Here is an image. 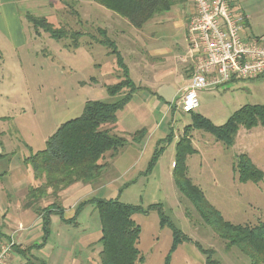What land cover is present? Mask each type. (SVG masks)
I'll list each match as a JSON object with an SVG mask.
<instances>
[{"label":"rangeland","instance_id":"rangeland-1","mask_svg":"<svg viewBox=\"0 0 264 264\" xmlns=\"http://www.w3.org/2000/svg\"><path fill=\"white\" fill-rule=\"evenodd\" d=\"M171 1L168 11L155 14L139 29L146 36L153 35L154 42L167 48L168 58L176 56L178 45L185 43L186 23L193 9L192 0ZM92 3L56 0L55 15L46 17L55 28L65 26L68 35L75 30L83 32L80 42L89 53L77 51L71 56L65 47L71 46L70 37L49 40L51 36L43 27L35 28L26 20L29 26L26 36H36L34 32H38L39 42L36 44L33 38L27 40L28 44L17 56L6 51L5 60L0 61V238L13 236L16 246L25 253L15 250V263L98 264L101 249L98 244L101 236L99 216L93 201L81 204L84 199L95 197L139 205L146 211L132 216L140 226L136 246L143 257L142 262L136 264H207V257L216 264H249L238 247H226L225 240L204 222L192 202L176 188L172 164L175 143L193 113L221 125L245 104H264V75L235 79L212 91H199L198 107L188 114L179 109L181 95H173L179 82L174 65L179 64L163 59V67L157 70L166 101L150 107V118L143 125H137L135 131L142 130L135 139H130L134 146L126 144L118 156L108 158L109 165L94 181L69 186L57 199L47 196L29 207L25 205L32 174L24 158L44 148L47 137L61 123L79 116L86 100L114 99L100 84V58L108 63L114 56L95 42L100 33L92 28L93 18L87 17L95 8L94 15L98 18L94 20L98 24L100 9L120 16L95 1ZM232 3L246 17L241 35L250 38L264 35V0H232ZM43 10L34 12L41 14ZM78 10L85 15L83 18L77 14ZM57 20L60 26L53 23ZM125 35L128 34L125 32ZM54 44L60 52L52 48ZM40 45L42 50L37 51L35 47ZM118 47L124 53L122 45ZM124 55L130 65L131 61ZM188 59L192 60V57ZM132 72L134 75V70ZM147 124L154 130V136L146 147L148 139L144 138L140 145L137 143L147 132L144 128ZM114 132L119 133L118 130ZM189 132L194 152L186 157L187 176L210 204L225 220L234 224L252 225L264 221V126L250 129L240 126L231 146L202 129H190ZM168 135H171L169 139ZM158 144L162 146L158 157L147 171ZM242 153L262 172L259 181L238 180L236 161ZM36 183L38 180L33 179L32 184ZM52 201L63 208V213L62 216L49 214L45 228L37 210ZM161 216L166 220L161 221ZM171 226L188 240L177 242L173 247Z\"/></svg>","mask_w":264,"mask_h":264},{"label":"trees","instance_id":"trees-1","mask_svg":"<svg viewBox=\"0 0 264 264\" xmlns=\"http://www.w3.org/2000/svg\"><path fill=\"white\" fill-rule=\"evenodd\" d=\"M93 1L126 19L136 28H141L155 14L169 10L172 4L171 0ZM26 20L31 22L35 28L43 27L44 31L54 39L70 37L71 46L73 48L77 46L79 31L75 30L68 35L64 28L53 27L42 16L26 14ZM97 32L100 33L98 42L106 46L110 53L116 55L117 66L121 70L122 79L115 84L108 85L106 91L111 96L119 93L122 95L112 101L86 100L79 116L61 123L48 136L44 148L24 159V162L31 167L33 179L38 180V183L28 187L25 202L28 207L47 196L57 199L61 191L76 182L94 181L109 165L107 159L116 155L128 143L126 136L114 131L117 112L127 102L134 87L127 76V68L115 43L106 36L105 30L99 28ZM124 88L127 92L123 94ZM257 125L264 126V104H245L236 109L221 125H215L200 114L193 113L190 123L184 126L181 136L175 143L172 167V179L176 188L192 202L204 222L225 240L226 247H238L248 258L249 264H264V221L242 225L225 220L219 210L206 199L201 189L187 176L186 157L194 152L190 129H202L226 146H231L240 126L250 129ZM140 132L141 130L133 133V139ZM170 137L171 135L168 139ZM161 147L158 145L154 150L147 171L154 164ZM236 168L240 182L248 180L257 182L263 175L244 153L237 156ZM86 201H93L99 216L101 236L98 244L101 249L98 253V264L142 262L143 257L136 246L140 226L132 216L146 211L139 205L122 203L117 199L91 197L81 201V204ZM37 213L47 228L49 214L57 213L62 216L63 208L57 202L52 201L49 205L39 208ZM161 219V221L166 220L164 216H161ZM171 230L173 247L177 242L188 240V237L174 226H171ZM15 248L25 255L23 250L17 246ZM25 264H30V262ZM207 264H216V261L207 257Z\"/></svg>","mask_w":264,"mask_h":264},{"label":"crops","instance_id":"crops-1","mask_svg":"<svg viewBox=\"0 0 264 264\" xmlns=\"http://www.w3.org/2000/svg\"><path fill=\"white\" fill-rule=\"evenodd\" d=\"M54 1L56 0H0V38H1L0 39V61L5 60L6 51H10L12 55L17 56L19 54V50L23 49V47L28 44L27 40H30L33 38L34 41L36 40V44L39 42L38 37L40 36V33L38 32H34L36 33V36L34 34L30 35L29 37L26 36V33H25L26 28L29 30L28 28L29 26L26 25V14H31L33 16H40V17L42 16L45 18L46 17L53 18L52 14L55 15L53 11L57 9L54 6ZM81 1H88L89 3L93 2L92 0H81ZM93 6L96 7L94 4ZM42 9H44L42 13L43 14L45 13V15H43L42 13L38 14V12L37 13L34 12V11H38ZM96 10L97 8H95V10L90 15V17H87V18H93L91 20L94 21L96 25H94V22H93L92 28L95 27L96 30H98L99 29L98 26H100V29L105 30L106 36L115 43V47L117 51L119 52L124 65L127 68V76L131 80L132 85L134 87V90L130 93V96L127 102L124 104V106L120 110H118L120 112L117 113V121H116V126H115V130H118L120 134H123L126 137H129L127 144H129L130 146H134L132 145L130 139L131 138L133 139V136H132L133 133H135L136 131L142 130L140 129V130L135 131V129L138 127L137 125H143L144 122H146L148 118H150L151 116V112L149 110L150 107H153L154 105H157V104L161 105V101H166L164 98V94H162L161 92L163 88V84L161 82V76L157 70V69H160V67H163V64H162L163 59H165L164 62L166 61L167 63L171 62L173 64H179V65L181 64V66L174 65L177 68L175 69L177 73L176 78L179 81L177 82L178 85L176 86L177 90L173 94L175 96L178 93L181 95L183 90L187 86L189 78L192 74L194 57L190 49L188 48L186 32H185V43L182 45H178L176 56L168 58L169 50L167 48H164L162 45H159V43L154 42V39L156 40V38H154L153 35L146 36V34L140 33L141 32V30H139L140 28H136L132 26L124 18L122 19H124L125 21L120 19L121 17L120 18L115 17L113 14L107 13L106 11H102L101 9H100V24H98L96 23L97 20H94V18L96 19L97 17L94 15ZM77 14L81 16L82 18L83 16H85L83 12L79 10ZM80 18H78L79 21L82 19ZM58 22L60 24V21L58 20L54 21L53 23L58 24ZM84 26L86 27L87 24ZM64 27L65 26H63V28ZM125 32L128 35H125ZM139 33L141 34V36L138 35ZM82 36H83V32H80V37L77 41V46L75 48L69 45H65V47L68 48L67 52L71 54V56H73L77 51H80L82 54L89 53L87 48H85L80 42V39L82 38ZM51 39L53 38L50 37L49 40ZM53 40L58 41L61 39H57V40L53 39ZM47 42H49L48 39H47ZM95 42L97 44L102 45L106 49L107 51L106 53H110L109 49L103 44L99 43L98 40H95ZM119 44L122 45V49L124 50V53L126 54L128 59L131 61L130 65L125 60L124 53L119 49L118 47ZM90 45L92 46L93 44H90ZM53 47L55 48L56 51L60 52L57 44H54L52 48ZM35 48L37 51L42 50L41 45L36 46ZM110 54L114 56V60H111L108 63L104 61V58H100V84L105 89V91L108 85L115 84L122 79V77L120 76V73L118 72L120 69L117 66L116 55L112 53ZM191 57H192V60L188 59ZM139 68H141L143 71L136 70ZM131 69L132 71L134 70L135 72L134 75ZM90 79H92V77ZM108 79H112L113 82H109V83L105 82V80L108 81ZM207 90L212 91L213 88L206 87L205 89L200 90V92H204ZM126 92H127L126 88L122 90L123 94ZM121 95L122 94L119 93L114 96H111V95L110 96L114 98L113 100H115ZM144 128L147 129V132L144 134V136L141 138V140L137 144L140 145V142L145 138V140L148 139V141L146 140L147 141L146 147H147L148 143L151 141V139L154 136V133H153L154 130H151L148 124ZM171 135H172V132H171ZM121 150L117 152L118 155L120 154ZM172 167H173V164H172ZM31 174H32L31 179L28 181V185H27L28 187L33 182L32 170H31ZM77 184L80 185V182H76L70 186L73 187ZM10 236L11 235H9L8 237ZM15 250L17 251L16 248ZM15 253L16 252H14V256H15Z\"/></svg>","mask_w":264,"mask_h":264},{"label":"built area","instance_id":"built-area-1","mask_svg":"<svg viewBox=\"0 0 264 264\" xmlns=\"http://www.w3.org/2000/svg\"><path fill=\"white\" fill-rule=\"evenodd\" d=\"M186 23L188 46L194 64L179 109L191 113L198 107V92L235 79L264 74V36L243 37L245 15L232 0H192ZM16 241L0 238V264H16Z\"/></svg>","mask_w":264,"mask_h":264}]
</instances>
